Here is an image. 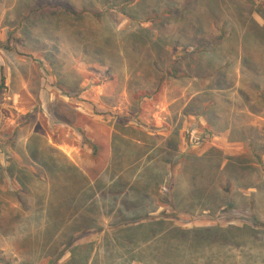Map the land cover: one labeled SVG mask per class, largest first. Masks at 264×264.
<instances>
[{"label": "rangeland", "instance_id": "1", "mask_svg": "<svg viewBox=\"0 0 264 264\" xmlns=\"http://www.w3.org/2000/svg\"><path fill=\"white\" fill-rule=\"evenodd\" d=\"M1 75L0 264H264V0H0Z\"/></svg>", "mask_w": 264, "mask_h": 264}, {"label": "crops", "instance_id": "2", "mask_svg": "<svg viewBox=\"0 0 264 264\" xmlns=\"http://www.w3.org/2000/svg\"><path fill=\"white\" fill-rule=\"evenodd\" d=\"M92 82V81H91ZM99 88H100V85H95V83L93 84V85H91L87 90H85V91H77V92H72V91H69V92H71L72 93V95H78V97L79 98H83V99H86L87 97H86V93H88V91H90L89 89H93V91H95L96 92V95H97V92H98V90H99ZM44 93V92H43ZM45 95H48V97H49V95L51 94V92L50 93H48L47 94V92H45L44 93ZM94 95V97L96 96L95 94H93ZM79 109V108H78ZM81 109V108H80ZM127 128H129L131 131H132V134L130 135V134H128V133H126V134H121V136H122V138H124L125 140H127V141H132V142H135V143H138V144H145L146 143V139H150L149 137L151 136V135H153V134H151L150 132H148L147 131V127L148 126H126ZM113 129V128H112ZM158 130H160L161 129V127L160 128H157ZM166 129V128H165ZM76 130H78V128L76 127ZM144 130L146 131V132H144ZM112 132H114V133H120L119 131H118V129H113V130H111ZM145 134L147 135V137L145 136ZM163 134H165V133H163ZM221 144H223V145H225L226 147H234V148H238V147H236V146H242V143H240V142H229L228 140H227V135H225V137L223 138V140H220L219 141ZM111 147H112V144H111ZM110 154H112V148H111V150H110ZM195 157V156H194ZM195 158H197V157H195ZM263 162H264V157H263ZM204 213H207V211L206 212H204ZM229 225H231V224H229Z\"/></svg>", "mask_w": 264, "mask_h": 264}, {"label": "trees", "instance_id": "3", "mask_svg": "<svg viewBox=\"0 0 264 264\" xmlns=\"http://www.w3.org/2000/svg\"><path fill=\"white\" fill-rule=\"evenodd\" d=\"M60 8L63 9L64 11H66V12H69V13H72V14L75 13L74 10L72 8H70L69 5H66V6L61 5ZM172 75H176V70H173ZM3 85H4V76L1 75V78H0V87H2ZM83 230H84V228H83Z\"/></svg>", "mask_w": 264, "mask_h": 264}]
</instances>
